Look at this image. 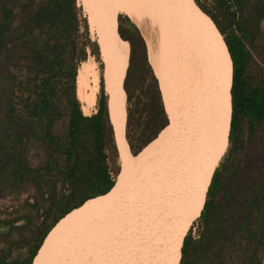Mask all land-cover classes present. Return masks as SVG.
Segmentation results:
<instances>
[{"label": "trees", "instance_id": "16d2710c", "mask_svg": "<svg viewBox=\"0 0 264 264\" xmlns=\"http://www.w3.org/2000/svg\"><path fill=\"white\" fill-rule=\"evenodd\" d=\"M195 1L231 62L232 113L178 264H264V0ZM88 20L79 0H0V264H32L52 227L109 192L120 173L101 48ZM118 23L122 56L129 44L123 93L133 168L147 145L167 136L171 119L144 37L127 15ZM90 55L101 67L93 113L77 91Z\"/></svg>", "mask_w": 264, "mask_h": 264}, {"label": "bare ground", "instance_id": "6f19581e", "mask_svg": "<svg viewBox=\"0 0 264 264\" xmlns=\"http://www.w3.org/2000/svg\"><path fill=\"white\" fill-rule=\"evenodd\" d=\"M79 1L92 33L98 32L114 120L117 117L112 115L111 102L121 98L120 81L125 74L118 38L126 43L118 31L117 11L131 16L147 13L157 21L159 49L153 52L149 46L148 55L163 91L171 129L163 140L147 146L143 158L127 174L128 159L134 153L124 138L126 117L117 124L119 133L112 119L124 156L115 185L61 218L32 264H178L184 237L201 214L227 144L232 110L230 59L221 40L199 19L195 0L192 4L182 0ZM112 12L115 25L109 19ZM99 88L98 63L89 56L80 63L77 75L85 112ZM155 147H159L157 158L149 161ZM94 199L98 202L93 206L64 221Z\"/></svg>", "mask_w": 264, "mask_h": 264}, {"label": "rangeland", "instance_id": "374dc122", "mask_svg": "<svg viewBox=\"0 0 264 264\" xmlns=\"http://www.w3.org/2000/svg\"><path fill=\"white\" fill-rule=\"evenodd\" d=\"M80 2V1H79ZM82 3V2H80ZM82 6H83V3H82ZM83 11H84V14H86V10L84 9V6H83ZM124 13L128 14L130 17V20L138 27L140 33L142 34V36L144 37L145 39V42H146V45H147V50L150 46V50H152L153 52H157V50L159 49V41H160V38H161V33L160 32V28H159V25L157 23V21L153 18H151L147 13H144L143 15H136V16H131L129 14V12L127 11H117V15H118V22H119V16L120 15H125ZM114 13L112 12V14L109 15V19L112 21L113 23V20L115 19L116 15H113ZM87 15V14H86ZM87 18H88V15H87ZM89 22V21H88ZM114 24V23H113ZM89 27H90V23H89ZM90 34H91V37L93 39H96L99 41V36H98V32L95 34L92 33L91 29H90ZM118 38V37H117ZM159 43V44H158ZM118 47H119V53H120V57H121V60H122V63H123V66H124V70H125V74L122 73V78H121V89H122V92L121 94L124 92L123 91V83H124V78H125V75H126V71H127V68H128V64H129V50H128V46L125 47V52H124V56H122L121 52H120V46H119V40H118ZM148 53V51H147ZM90 58L91 59H95L96 58L93 56V55H90ZM101 59L104 63V68H103V75H104V81H105V90H106V93L108 94V96L111 94V91H108V75H107V65L105 63V60L102 56V52H101ZM96 62L98 63V69L99 71H101V67H100V63L96 60ZM149 62H150V59H149ZM125 64L127 66H125ZM151 64V62H150ZM152 68H153V65L151 64ZM154 69V68H153ZM155 71V70H153ZM156 73V72H154ZM156 75V74H155ZM124 76V77H123ZM157 77V76H156ZM158 79V78H157ZM159 82V80H158ZM160 87V86H159ZM110 89V88H109ZM100 90V89H99ZM161 90V89H160ZM99 92V91H98ZM98 96V94H97ZM96 99L97 97L90 101L89 104H88V107H87V111H89V113H93L95 110H96ZM110 102H111V99H110ZM111 107H112V115L115 114L116 115V119L114 120L113 119V116H112V119L116 125V128H117V131L119 133V130H118V126L117 124L119 123V120L122 118V116L126 117V121H127V99L125 97V94L123 93V98L121 97L120 99H117V102L115 104H113L111 102ZM125 111V112H124ZM232 111V110H231ZM170 117V116H169ZM171 119V118H170ZM126 121L124 123V138L126 139L127 143H128V140L126 138ZM120 139V138H119ZM119 139H118V142H119ZM124 144V143H123ZM129 145V144H128ZM150 145V144H149ZM148 146V145H147ZM147 146L144 148L143 150V154H142V157L141 159L143 158L145 152H146V149H147ZM130 147V146H129ZM131 149V148H130ZM155 153H153L152 155H150V158H149V161H153L154 159L157 158V154H158V150H159V147H155ZM132 151V150H131ZM141 151V150H140ZM133 153V152H132ZM139 153V152H138ZM124 154H126V148L124 147ZM127 155V154H126ZM160 156H161V152H160ZM124 157V156H122ZM122 157L119 159V163L122 164ZM171 155L167 156L166 159L164 160L163 164L160 166V168H163V166L167 163V161L170 159ZM132 158V160H131ZM130 160L128 159V164H127V174L131 173L132 170L134 169V167L139 163H137L133 168H131V164L133 163L134 161V158H135V154L133 155V157L131 156ZM131 168V169H130ZM160 168L158 170H160ZM157 174V172H156ZM116 193H117V190L115 191V193L113 194V197L116 196ZM112 198V197H111ZM95 204V203H94ZM93 204V205H94ZM0 205L2 206L3 205V202H0ZM91 205V206H93ZM90 206V207H91ZM194 223V222H193ZM192 223V224H193ZM191 224V225H192ZM191 227V226H190ZM194 231H196L194 229Z\"/></svg>", "mask_w": 264, "mask_h": 264}, {"label": "water", "instance_id": "95a60500", "mask_svg": "<svg viewBox=\"0 0 264 264\" xmlns=\"http://www.w3.org/2000/svg\"><path fill=\"white\" fill-rule=\"evenodd\" d=\"M196 2V1H195ZM197 4V3H196ZM198 5V4H197ZM199 6V5H198ZM202 10V9H201ZM203 11V10H202ZM204 12V11H203ZM206 13V12H205ZM207 14V13H206ZM208 15V14H207ZM209 16V15H208ZM211 18V17H210ZM212 19V18H211ZM214 22V21H213ZM216 25V24H215ZM217 27V26H216ZM219 30V29H218ZM219 32H220V30H219ZM221 33V32H220ZM222 34V33H221ZM223 36V35H222ZM224 38V37H223ZM225 41V40H224ZM226 43V42H225ZM227 45V44H226ZM228 48V47H227ZM228 51H229V49H228ZM230 53V52H229ZM231 57V56H230ZM232 60V59H231ZM233 64V63H232ZM232 80H233V74H232ZM230 92H231V90H230ZM231 105H232V101H231ZM109 111H110V108H109ZM232 113V112H231ZM110 117H111V113H110ZM111 121H112V119H111ZM113 123V122H112ZM230 123H231V121H230ZM114 126V125H113ZM230 131V130H229ZM114 135H115V141H116V145H117V149H118V154H119V159L121 158V154H120V149H119V143H118V139H117V134H116V131H115V128H114ZM127 138V137H126ZM228 141H229V135H228ZM128 144H129V142H128ZM130 146V145H129ZM121 170H122V165L120 164V172H121ZM120 174V173H119ZM118 178V177H117ZM68 214V213H67ZM63 218V217H62ZM56 225V224H55ZM54 225V226H55ZM53 226V227H54ZM52 227V228H53ZM50 232V231H49ZM48 235V234H47ZM46 238V237H45ZM42 246V245H41ZM38 253V252H37Z\"/></svg>", "mask_w": 264, "mask_h": 264}, {"label": "snow or ice", "instance_id": "6c2138e0", "mask_svg": "<svg viewBox=\"0 0 264 264\" xmlns=\"http://www.w3.org/2000/svg\"><path fill=\"white\" fill-rule=\"evenodd\" d=\"M156 2H167V0H156ZM182 2L192 4L193 0H182Z\"/></svg>", "mask_w": 264, "mask_h": 264}, {"label": "flooded vegetation", "instance_id": "af4514ba", "mask_svg": "<svg viewBox=\"0 0 264 264\" xmlns=\"http://www.w3.org/2000/svg\"><path fill=\"white\" fill-rule=\"evenodd\" d=\"M125 15H127L128 17H130L128 14H126V13H124ZM132 20V19H131ZM118 25H119V23H118Z\"/></svg>", "mask_w": 264, "mask_h": 264}]
</instances>
